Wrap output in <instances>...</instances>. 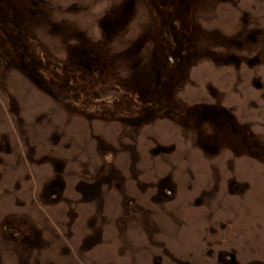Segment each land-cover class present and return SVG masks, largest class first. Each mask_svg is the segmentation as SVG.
Instances as JSON below:
<instances>
[{"label": "rangeland", "instance_id": "obj_1", "mask_svg": "<svg viewBox=\"0 0 264 264\" xmlns=\"http://www.w3.org/2000/svg\"><path fill=\"white\" fill-rule=\"evenodd\" d=\"M0 264H264V0H0Z\"/></svg>", "mask_w": 264, "mask_h": 264}, {"label": "trees", "instance_id": "obj_2", "mask_svg": "<svg viewBox=\"0 0 264 264\" xmlns=\"http://www.w3.org/2000/svg\"><path fill=\"white\" fill-rule=\"evenodd\" d=\"M134 7V5H133V3H131V5H130V9L129 10H132V9H134L133 8ZM156 32H158V31H156ZM164 36V37H163ZM162 37H161V41H158V43H173L174 41H169V39H170V36L168 37V36H165V35H163ZM157 43V42H156ZM175 43H177V40H176V42Z\"/></svg>", "mask_w": 264, "mask_h": 264}, {"label": "flooded vegetation", "instance_id": "obj_3", "mask_svg": "<svg viewBox=\"0 0 264 264\" xmlns=\"http://www.w3.org/2000/svg\"><path fill=\"white\" fill-rule=\"evenodd\" d=\"M148 107H151V106H148Z\"/></svg>", "mask_w": 264, "mask_h": 264}]
</instances>
